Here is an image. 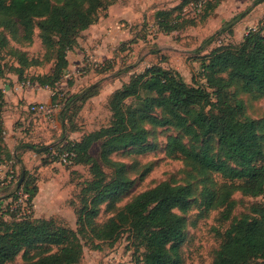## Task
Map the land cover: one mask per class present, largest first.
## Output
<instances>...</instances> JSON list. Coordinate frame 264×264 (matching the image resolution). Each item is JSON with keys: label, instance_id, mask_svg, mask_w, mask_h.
<instances>
[{"label": "trees", "instance_id": "trees-1", "mask_svg": "<svg viewBox=\"0 0 264 264\" xmlns=\"http://www.w3.org/2000/svg\"><path fill=\"white\" fill-rule=\"evenodd\" d=\"M118 1L124 0H0V28L27 43L33 41L35 29L39 28L46 59H53L55 67L52 75L38 76L31 83L55 87L65 75L68 54L79 45L83 32L107 16L109 8ZM223 1L209 0L208 4L216 8ZM198 3L203 6L205 1ZM179 7L156 12V23L162 32L172 33L187 26L177 18L171 19ZM237 20L235 17L230 24ZM261 23L263 26L251 28L238 45L220 44L200 53L197 61L206 85H191L176 68L156 62L116 89L110 98V125L87 134L81 141L55 147L74 152L71 163L92 164L94 180L83 189L77 228L35 218L32 210L10 217L1 214L0 264H78L83 257L82 237L114 245L124 232L130 235L133 264H180V248L186 239L185 214L193 195L190 186L163 181L137 194L104 224L97 222L100 205L133 184L121 166L117 175L107 180L100 161L117 164L111 154L144 144L149 135L147 124L172 125L194 142L217 138L219 155L207 144L197 149L176 136L168 140V154L185 158L200 174L217 172L225 178L241 180L240 188L247 194L264 195V121L245 113L244 101L234 90L238 86L242 91L264 95V21ZM4 30H0V49L9 46ZM16 53L21 65L40 64L38 59L29 60L24 52ZM18 70L22 76L23 70ZM100 86H90L81 96L97 94ZM79 96L69 97L67 103ZM51 102L61 104L57 96ZM4 105L5 95L0 88V164L11 158L6 146ZM96 144L100 145L99 158L91 154ZM31 147L49 155L54 149L51 145ZM21 176L24 179L15 196L19 198L20 192L26 195V203L32 209L38 188L29 187L28 173ZM224 201L221 196L217 203ZM53 247L57 249L54 251ZM21 252L23 261L17 262ZM252 259L264 264V213L261 219L244 217L232 224L214 264H249Z\"/></svg>", "mask_w": 264, "mask_h": 264}, {"label": "rangeland", "instance_id": "rangeland-1", "mask_svg": "<svg viewBox=\"0 0 264 264\" xmlns=\"http://www.w3.org/2000/svg\"><path fill=\"white\" fill-rule=\"evenodd\" d=\"M200 1L205 4L200 6ZM259 1L225 0L216 8L209 7V0L118 1L103 17L102 22L107 20L105 23L81 36L80 44L69 53L65 75L55 87L31 83L38 76L52 75L55 67L53 59H46L39 28L35 29L31 43L19 42L8 30L0 28L9 37V46L0 49V88L5 95V136L11 157L0 164V215L10 217L32 210L35 218L52 219L57 225L77 228L83 189L94 180L92 164L62 163L31 146L51 145L55 148L67 142L81 141L87 134L110 125L113 92L156 62L176 68L191 85L197 82L206 85L197 61L200 53L220 44L238 45L251 28L263 26L264 0ZM176 6L180 7L175 9L171 19L177 18L187 26L164 33L156 23V12ZM235 17L238 20L230 24ZM16 51L24 52L29 60L38 59L40 64L21 65ZM18 68L23 70L22 76ZM95 84L101 85L97 94L81 96L85 89ZM234 90L244 101L245 113L264 121V95L242 91L238 86ZM78 94L79 97L67 103L69 97ZM54 96L61 100L60 110L53 114H36L30 110L32 103H50ZM155 113L159 115V111ZM147 128L149 135L144 144L110 155L117 164L107 165L100 161L107 180L115 177L121 166L133 184L127 191L100 205L97 222L104 224L137 194L163 181L188 185L193 195L185 214L187 229L180 248V264H214L233 223L244 217L250 220L262 218L264 195L247 194L240 188L241 180H231L217 172L200 174L185 158L168 154V140L176 136L197 149L207 144L219 155L217 138L194 142L172 125L147 124ZM99 153L100 145L96 144L91 154L99 158ZM24 172L28 173L29 187L38 188L32 209L26 203V195L20 192L17 193L19 198L15 196L18 185L22 184L17 183L24 179L21 176ZM221 196L225 201L218 204ZM81 240L83 257L78 264H133L127 232L114 245L99 239L92 241L90 236ZM56 249L53 247L54 251ZM23 253L17 256V262L23 261ZM260 262V259H252L249 264Z\"/></svg>", "mask_w": 264, "mask_h": 264}, {"label": "built area", "instance_id": "built-area-1", "mask_svg": "<svg viewBox=\"0 0 264 264\" xmlns=\"http://www.w3.org/2000/svg\"><path fill=\"white\" fill-rule=\"evenodd\" d=\"M60 109H61L60 105L54 104L52 102H50V103H44V102L32 103L31 107H30V110L36 114H53L54 112H56ZM51 155L54 158H57L59 160V162L68 164V163L72 162L73 157L75 156V153L72 151H69L67 149L54 148V149H52Z\"/></svg>", "mask_w": 264, "mask_h": 264}, {"label": "crops", "instance_id": "crops-1", "mask_svg": "<svg viewBox=\"0 0 264 264\" xmlns=\"http://www.w3.org/2000/svg\"><path fill=\"white\" fill-rule=\"evenodd\" d=\"M114 5H115V4H114ZM114 5H112V6H114ZM112 6H111V7H112ZM111 7H110V8H111ZM110 8H109V9H110ZM109 11H110V10H108V13H109ZM102 19H103V18H101V19L99 20V22H97V23L91 25L88 29H86V30L83 32V34H85V33L88 34V32H93V31L96 29L97 25L101 26L103 23H105V21H107V20L105 19L104 22H102ZM80 38H81V37H80ZM80 38H79V44H80ZM69 53H70V52H69ZM68 59H69V54H68Z\"/></svg>", "mask_w": 264, "mask_h": 264}, {"label": "water", "instance_id": "water-1", "mask_svg": "<svg viewBox=\"0 0 264 264\" xmlns=\"http://www.w3.org/2000/svg\"><path fill=\"white\" fill-rule=\"evenodd\" d=\"M22 183V180L20 181V184Z\"/></svg>", "mask_w": 264, "mask_h": 264}]
</instances>
